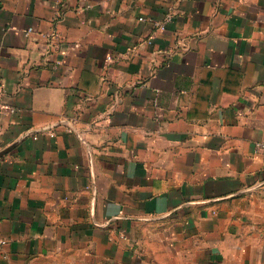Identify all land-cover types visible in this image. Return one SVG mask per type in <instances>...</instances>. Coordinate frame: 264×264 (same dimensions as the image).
<instances>
[{"label":"crops","instance_id":"obj_1","mask_svg":"<svg viewBox=\"0 0 264 264\" xmlns=\"http://www.w3.org/2000/svg\"><path fill=\"white\" fill-rule=\"evenodd\" d=\"M258 141L264 0H0V264H264Z\"/></svg>","mask_w":264,"mask_h":264},{"label":"built area","instance_id":"obj_2","mask_svg":"<svg viewBox=\"0 0 264 264\" xmlns=\"http://www.w3.org/2000/svg\"><path fill=\"white\" fill-rule=\"evenodd\" d=\"M173 14L172 13H169L166 15L165 18L161 19V20H154V24H155V27L157 29H161V30H164L167 28L168 26V23L173 19ZM144 19V18H142ZM34 27H30L28 30H27V34H31L33 31H34ZM47 38H50V39H59L58 36L59 34L58 33H51V34H47L45 35ZM59 62V61H57ZM255 152L260 155V157L262 158L263 162H264V141H258L255 143ZM6 242V238L1 234L0 232V245L4 244Z\"/></svg>","mask_w":264,"mask_h":264}]
</instances>
